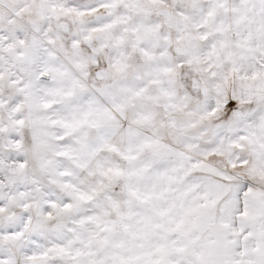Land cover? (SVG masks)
<instances>
[{
    "label": "snow or ice",
    "instance_id": "1",
    "mask_svg": "<svg viewBox=\"0 0 264 264\" xmlns=\"http://www.w3.org/2000/svg\"><path fill=\"white\" fill-rule=\"evenodd\" d=\"M0 264H264V0H0Z\"/></svg>",
    "mask_w": 264,
    "mask_h": 264
}]
</instances>
